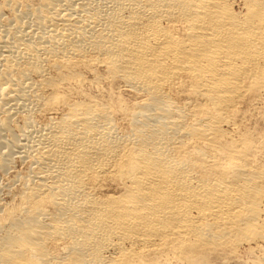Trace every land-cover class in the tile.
Listing matches in <instances>:
<instances>
[{
  "label": "bare ground",
  "instance_id": "6f19581e",
  "mask_svg": "<svg viewBox=\"0 0 264 264\" xmlns=\"http://www.w3.org/2000/svg\"><path fill=\"white\" fill-rule=\"evenodd\" d=\"M13 158L0 264H264V0H0Z\"/></svg>",
  "mask_w": 264,
  "mask_h": 264
},
{
  "label": "rangeland",
  "instance_id": "374dc122",
  "mask_svg": "<svg viewBox=\"0 0 264 264\" xmlns=\"http://www.w3.org/2000/svg\"><path fill=\"white\" fill-rule=\"evenodd\" d=\"M254 119V118H253ZM253 119H251V122L249 123L250 124V126H254V125H256L257 124V122L255 121V119L253 120ZM252 121H254V122H252ZM12 164V168L10 169L11 171L9 172V171H7L6 172V175H4L5 173H2L1 171H0V200L1 201H3V202H5V203H8V204H10L11 203V201L10 200H12V197H13V194H15L16 193V191H17V188H18V183L17 184H15L16 183V180L15 181H13L12 179H13V176L15 175V174H17V173H19V171H20V173L19 174H23L24 172H25V167H23V165L21 166V163L20 162H18V161H16V159L15 158H13V162H11ZM20 165H19V164ZM16 164V165H15ZM21 167V168H20ZM23 167V168H22ZM24 170V171H23ZM14 172V173H13ZM11 173V174H10ZM4 175V176H3ZM9 175V176H8ZM12 175V176H11ZM5 176H7L6 178H5ZM2 177V178H1ZM9 177V178H8ZM12 180V181H8V180ZM18 182V181H17ZM6 184V186H3V185H5ZM3 184V185H2ZM14 184V185H13ZM16 185V186H15ZM1 186H3V187H1ZM11 186V187H10ZM13 186V187H12ZM7 188L8 190H6V189H1V188ZM9 189H10V191H9ZM7 194H10L9 196H5V195ZM2 198V199H1ZM5 198V199H4ZM8 198V199H7ZM245 248H241L240 249V252L238 251L237 253H236V255H235V257H231V258H225V259H223V260H221V261H223L224 262V260H226V262H222L223 264H255V259H256V253L257 252H253L254 253V255H253V253H251V252H247V250H244ZM249 253V254H248ZM253 255V256H252ZM255 259H254V258ZM233 259V260H232ZM231 262L232 261V263H230L229 261ZM239 260V261H238ZM247 260H248V262H247ZM221 261H218L219 263H216L217 261H215V262H213V264H222L221 263ZM252 261V263H250ZM211 262V263H212ZM243 262V263H242ZM254 262V263H253ZM210 263V264H211ZM175 264H182V263H175Z\"/></svg>",
  "mask_w": 264,
  "mask_h": 264
}]
</instances>
